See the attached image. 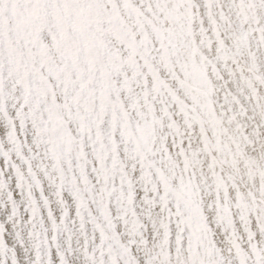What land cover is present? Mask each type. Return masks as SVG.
Returning <instances> with one entry per match:
<instances>
[{"label": "snow or ice", "instance_id": "6c2138e0", "mask_svg": "<svg viewBox=\"0 0 264 264\" xmlns=\"http://www.w3.org/2000/svg\"><path fill=\"white\" fill-rule=\"evenodd\" d=\"M0 264H264V0H0Z\"/></svg>", "mask_w": 264, "mask_h": 264}]
</instances>
